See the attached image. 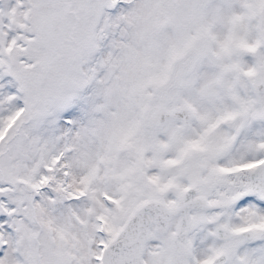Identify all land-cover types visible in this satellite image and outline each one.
<instances>
[{"label": "rangeland", "instance_id": "1", "mask_svg": "<svg viewBox=\"0 0 264 264\" xmlns=\"http://www.w3.org/2000/svg\"><path fill=\"white\" fill-rule=\"evenodd\" d=\"M72 1L75 0H57L61 14L52 10V0H6L0 5V20H3L5 12L16 6L18 9L21 4V10L24 11L22 38L26 43L24 59L20 58L18 65H7L8 59L0 53V125L7 120L4 128L8 127L9 133L8 141L0 150V187L6 188L0 196V264H39L38 253L41 254V260L51 256L58 264H98L104 246L121 230L128 216L143 198H161L165 203L172 205L176 197H181L188 184L194 182L198 196L210 203L219 204L242 191L247 184L248 172L264 159V92H254L258 83L264 86V49H260L256 54L254 48L249 47L251 55L245 54L244 50V65L239 64L238 59L236 61L239 64L237 83L232 81L231 71L227 72L226 79L222 76L228 68L227 64L234 63H231L233 58H229V51L225 46L234 48L235 45L228 46L226 40L231 39L237 44L240 29L248 30L251 35L255 31L254 23L247 14L244 15L241 27L240 20L224 27V24L217 23L212 30H216L218 35H199L200 38L208 39V43L204 45V53L200 58L197 54L190 58V65L195 63V59H199L190 74L181 66L179 56L188 50L195 52L200 44L188 47L190 40L188 41L186 36L180 50L179 45L169 48L168 59H161V52L157 51L153 55L156 61L149 55H146L144 61L140 56H127L125 61L111 60L121 68L126 62L135 61V65L130 68L131 77L120 84V98L115 93L118 89L117 81L90 83L91 97L81 100V96L77 95L80 101L73 102L77 109L74 113L67 114L66 106L70 101L66 102L67 99L64 98L65 82L62 81L57 87L51 84L50 74L47 73L50 72V67L45 59L51 46V24H56L58 20V25L64 21L75 25L74 18H64L65 8L75 11V6H80L78 3L71 6ZM244 4L247 8L256 4L264 7V0H245ZM167 6L170 7L168 2ZM141 10L144 9L130 6L119 9L117 14L122 17L131 13L136 23L145 28ZM243 14L244 10L240 16ZM118 23L121 24L119 21ZM78 25H81V18L78 19ZM124 25L128 26L127 23ZM7 35L10 34L3 33L6 39L9 38ZM17 36V33H14L12 37ZM174 36L178 37L179 34ZM253 39H244V44H251ZM211 44L216 59L214 66H209V62L203 61L213 54ZM36 52L38 57L35 58ZM232 52L237 58L242 55L240 48L233 49ZM243 68L249 71L248 77L244 79L240 78ZM210 69H213L215 74L211 76V80H201L203 73ZM171 83L175 87L166 94L165 88ZM192 87H195L193 90L200 95L193 93V90L190 92ZM227 89L230 93L226 96ZM100 92H103V96L99 95ZM215 93L223 98L201 103L199 120L207 121L201 123L199 129L202 131L195 138H204L202 134L205 133L206 125L225 111L241 112V103L246 115H241L237 124L238 137L225 133L216 141L208 138L212 144L230 145L231 155L223 156L221 160L225 163H230L229 158L232 162L244 160V173L233 172L230 176H225L220 168L229 167L232 163L207 164L200 160H218L227 150V146L220 145L214 150L213 145H210L206 152L200 154V159L198 154L194 153L191 161L195 164L191 166V171L206 163L196 180L178 178L176 173L160 168L161 156H158V152L165 132L161 127H152L149 123L150 113L159 110L172 111L182 106H190L196 111L199 99H206ZM228 97L231 100H228ZM235 99L240 103L234 101ZM98 103L101 105H96ZM65 116H71L72 123L79 128L73 134L74 137L61 135L62 132L72 129L68 126L67 130L63 129L60 118ZM96 118L103 119L100 132L99 124L94 121ZM136 123L139 126L134 127ZM196 125L194 121L192 134L195 133ZM168 128L170 131L175 126ZM177 128L180 129V125ZM89 133L97 135L98 145L85 146L84 140ZM221 133H224V130ZM172 138L176 140L173 146L190 140V137L184 139L179 135ZM122 140L123 144H119ZM196 144L202 145L199 141ZM69 147L75 150L74 154L71 152V155H66V149ZM51 152L68 156L78 172L84 175L82 180L88 183V188H93L85 190V194L89 196L88 202L71 199V193L68 191L55 190L57 199L51 204L49 196L53 191L45 190L42 193L46 202L44 206L35 198L34 190L30 192L25 184L20 187L21 182L17 181L18 179L27 182L29 186L32 180L29 173L37 168L35 159L45 163ZM118 163L121 164L120 168L126 175V180L119 183L120 190H111L110 187L118 185L110 180L112 176L117 175L114 166ZM123 164L126 167H123ZM129 165L132 167H127ZM134 167L138 170L130 172ZM161 169L165 171L162 174ZM114 180L118 181V178ZM47 181L53 182L52 177ZM145 187L149 190H145ZM113 198L115 200L111 201ZM201 216L189 217L192 221L201 222L190 237V264H206L219 251L225 250L226 246L234 248L229 264H264V234L253 238L255 240L244 239L239 247L236 246L238 241L232 239L223 248V244L214 238L217 226H223L232 232H261L264 226V204L258 196L245 199L227 210L209 212ZM95 220L106 222L110 230L105 224ZM39 232L40 246L37 247L34 236ZM160 253H164L163 249ZM50 263L51 260L44 262Z\"/></svg>", "mask_w": 264, "mask_h": 264}, {"label": "water", "instance_id": "2", "mask_svg": "<svg viewBox=\"0 0 264 264\" xmlns=\"http://www.w3.org/2000/svg\"><path fill=\"white\" fill-rule=\"evenodd\" d=\"M262 182H264V164L253 174L251 187L247 191L220 207L225 208L233 204L239 198L254 193L259 189ZM194 203L196 208H210L209 206L203 205L200 200H196ZM180 207L175 212H171L158 205L150 203H145L140 206L130 218L127 227L105 250L103 264H143L141 262V251L146 238L145 226L147 224V221L144 218V213H148L152 217L153 222L167 223L172 216L178 213ZM190 207L192 208L193 206ZM154 210H157L161 215L155 214ZM184 236L185 229L182 227L180 228L176 239H173L172 245L175 255L181 257L182 260L189 257V247L185 242ZM220 236L226 237L229 236V234L227 232L219 231L218 237Z\"/></svg>", "mask_w": 264, "mask_h": 264}, {"label": "bare ground", "instance_id": "3", "mask_svg": "<svg viewBox=\"0 0 264 264\" xmlns=\"http://www.w3.org/2000/svg\"><path fill=\"white\" fill-rule=\"evenodd\" d=\"M67 163H66V165H67ZM64 170H67L68 178L64 177V175H63ZM56 179L58 182L62 183L61 184L62 186L66 187V190L69 193L74 194L75 196L80 194L79 190H77V189H80V186H81L80 184H78L79 174H78V172L74 166H71L70 164H68V167L63 168L60 171V173L56 176ZM71 184H72V187H69V185H71ZM262 190H264V188H262ZM39 202L41 204H43L41 200H39ZM107 229L110 230L108 224H107Z\"/></svg>", "mask_w": 264, "mask_h": 264}, {"label": "flooded vegetation", "instance_id": "4", "mask_svg": "<svg viewBox=\"0 0 264 264\" xmlns=\"http://www.w3.org/2000/svg\"><path fill=\"white\" fill-rule=\"evenodd\" d=\"M98 13H99V5L97 6V9L95 11V16H98Z\"/></svg>", "mask_w": 264, "mask_h": 264}]
</instances>
